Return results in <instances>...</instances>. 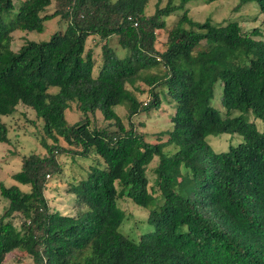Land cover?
Masks as SVG:
<instances>
[{"label": "trees", "instance_id": "trees-1", "mask_svg": "<svg viewBox=\"0 0 264 264\" xmlns=\"http://www.w3.org/2000/svg\"><path fill=\"white\" fill-rule=\"evenodd\" d=\"M189 1L166 0L146 15L147 0H18L14 12L13 0H0V116L19 103L31 108L45 150L23 155L10 174L26 191L0 182L7 200L0 264L15 250L32 264H264V133L244 117L251 113L264 129V41L255 38L264 33V0H238L254 1L262 16L261 32L247 34L234 20L193 22L183 8ZM177 9L182 12L158 50L156 31ZM55 16L66 23L62 31L10 51L11 32H42ZM88 36L102 41L95 75ZM111 36L123 55L109 45ZM154 67L157 72H147ZM216 81L223 113L211 105ZM135 92L149 99L141 102ZM161 95L172 107L165 142L146 141L114 111L124 105L129 120L157 108ZM71 102L81 115L74 123L64 117ZM96 111L105 125L96 124ZM221 133L241 140L214 152L206 137ZM7 140L0 121V143ZM167 145L171 154L163 151ZM58 153L99 157L68 187L75 214L50 209L43 193L46 178L61 171ZM121 196L146 209L151 228L136 240L119 230ZM14 215L17 227L9 219Z\"/></svg>", "mask_w": 264, "mask_h": 264}, {"label": "rangeland", "instance_id": "rangeland-1", "mask_svg": "<svg viewBox=\"0 0 264 264\" xmlns=\"http://www.w3.org/2000/svg\"><path fill=\"white\" fill-rule=\"evenodd\" d=\"M177 1V0H176ZM166 0H147L144 12L146 15H150L155 5L163 6ZM14 8L12 12L16 10L18 0H13ZM56 8V3H51L46 9L47 13L53 11ZM187 13V16L193 21L201 23L208 20L213 23L223 24L228 20H234L240 26L243 33H249L252 29H257L261 32L263 23L261 21V14L258 12L254 1H248L245 3H239L238 0H191L183 6ZM182 9H177L172 14L164 18L165 28L156 31L155 46L158 50H162L165 45L166 30L175 23L181 14ZM3 19H8L7 15H3ZM65 21L59 16L50 18L44 22L42 32L35 31H23L14 30L11 32L10 51L16 52L19 47L26 42H44L47 41L50 35L55 31H62L65 26ZM184 27H188L184 24ZM255 38H259L264 41V33H259ZM102 41L98 37L88 36L85 41V48L89 49L94 60V66L92 74L95 75L98 70L99 62L101 61V49ZM109 45L113 47L116 54L121 56L124 54L116 43V37L111 36L109 38ZM157 68H151L147 72H157ZM144 90L142 84L140 85ZM221 82L216 81L213 85V96L211 99V105L217 108L221 113L220 97H221ZM50 92L56 91V87H50ZM136 93V92H135ZM136 97L141 102H146L149 99L147 93H136ZM159 105L157 108L149 109L145 112L137 113L130 117L128 120L126 117V108L124 105H116L114 111L119 116L122 124L125 128L131 124L132 128L148 142H165V131L170 129V122L168 118L172 113V107L170 101L167 102L164 99V95L159 98ZM239 112L234 111L232 115H237ZM65 120L68 123H74L80 119L81 115L76 109L74 103H69L67 109L64 111ZM244 117L247 120H254V123L258 130L264 133V129L261 127V121L257 118L254 119L251 113H245ZM95 122L98 126L106 124L101 120L99 112H95ZM0 121L6 125L7 128V142L0 143V182L4 186L17 185L22 191H26L27 187L24 185L16 184L10 177V174L17 171L20 166V159L23 155L28 153H36L44 155L45 150L41 147L39 139L42 135L41 121L38 119L33 110L25 105L17 104L15 110L10 115L0 116ZM241 140V137L237 134L221 133L218 135H208L206 141L210 148L214 152L225 151L229 146L235 145ZM49 142V140H47ZM58 144L61 146H67L65 142L58 138ZM166 154H171L174 151V147L167 145L163 148ZM99 158V157H98ZM94 155H88L87 157H80L77 155L69 156L68 154L58 153L56 154V160L61 166L59 174L46 178L47 184L43 191L50 209H54L59 213H76V209L71 208L72 197L67 190L70 184L75 183L80 178L84 177L88 166L97 163ZM157 157H154L148 164L146 174L149 184L152 183L154 178L153 168L157 164ZM118 189V185L115 184ZM117 206L124 213V220L121 223L119 230L127 237L136 240L140 233L146 232L151 228L146 219V209L142 208L133 202H131L125 196L117 198ZM7 205V200L0 196V215ZM13 225L16 227L19 225V218L14 215L9 218ZM2 264H32L29 257L25 255L22 250H15L7 254Z\"/></svg>", "mask_w": 264, "mask_h": 264}]
</instances>
